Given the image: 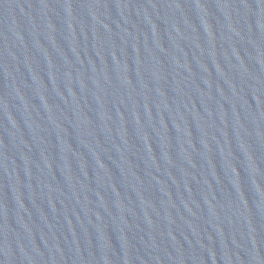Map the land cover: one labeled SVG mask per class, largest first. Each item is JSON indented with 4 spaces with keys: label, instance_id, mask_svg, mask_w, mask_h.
Segmentation results:
<instances>
[{
    "label": "water",
    "instance_id": "1",
    "mask_svg": "<svg viewBox=\"0 0 264 264\" xmlns=\"http://www.w3.org/2000/svg\"><path fill=\"white\" fill-rule=\"evenodd\" d=\"M0 264H264V0H0Z\"/></svg>",
    "mask_w": 264,
    "mask_h": 264
}]
</instances>
